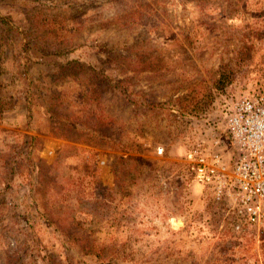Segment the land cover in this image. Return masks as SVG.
Here are the masks:
<instances>
[{
  "label": "rangeland",
  "instance_id": "obj_1",
  "mask_svg": "<svg viewBox=\"0 0 264 264\" xmlns=\"http://www.w3.org/2000/svg\"><path fill=\"white\" fill-rule=\"evenodd\" d=\"M247 93L264 0H0V264H264L184 159Z\"/></svg>",
  "mask_w": 264,
  "mask_h": 264
},
{
  "label": "built area",
  "instance_id": "obj_2",
  "mask_svg": "<svg viewBox=\"0 0 264 264\" xmlns=\"http://www.w3.org/2000/svg\"><path fill=\"white\" fill-rule=\"evenodd\" d=\"M221 116L226 138L235 146L231 161L224 160L217 150L221 142L212 136L208 144L194 143L185 151L187 176L225 203L234 230L264 227V94L235 98Z\"/></svg>",
  "mask_w": 264,
  "mask_h": 264
},
{
  "label": "trees",
  "instance_id": "obj_3",
  "mask_svg": "<svg viewBox=\"0 0 264 264\" xmlns=\"http://www.w3.org/2000/svg\"><path fill=\"white\" fill-rule=\"evenodd\" d=\"M248 51V50H247ZM243 52V53H242ZM245 53L246 51H240L238 53L237 56H242L240 58H236V62L235 64L234 63H231V64H228V66L226 67L225 69V73H223L221 76V78H219V80L217 81V88H218V93H222L224 94L226 91H225V88L228 87V88H232L233 87V84H235L237 82L238 83V80L236 76V74H238V72L241 70V66L243 65V59L245 57ZM242 61V62H241ZM27 74V72L25 73V75Z\"/></svg>",
  "mask_w": 264,
  "mask_h": 264
}]
</instances>
